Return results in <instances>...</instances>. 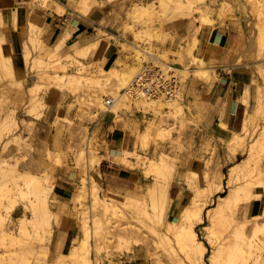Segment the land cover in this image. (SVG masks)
<instances>
[{"label":"rangeland","instance_id":"374dc122","mask_svg":"<svg viewBox=\"0 0 264 264\" xmlns=\"http://www.w3.org/2000/svg\"><path fill=\"white\" fill-rule=\"evenodd\" d=\"M25 1L31 2L32 0ZM147 1L153 3L151 8L146 12L140 8L139 3ZM243 1L246 4L244 12L240 10L236 0H192V5L194 7L199 6L200 15H207L213 20L214 25L219 23L218 27L233 26L239 30L243 40V47L241 50L237 51V55L242 49H245V57L248 58L246 61H251L253 59L250 57V52L252 48L255 47L252 44L255 40L254 25L255 21L259 19L264 21V0ZM60 3L66 5L63 13L58 11L61 7ZM75 3L76 0H37V2H33L32 5H27L28 11L32 10V12H34L38 7H43L48 12L57 14L64 20L65 29L62 34L69 31L70 35L68 38L64 39L55 51H53L56 57L62 58L63 55H66L67 51H71L74 42L77 40L89 43V37L98 32L95 28L96 25L101 28L100 31L102 35L96 45L91 44V48L107 40L109 42V48L101 56L104 58V63L109 66L123 64L128 61L130 55L128 48L130 45L125 47L123 45V39H131L133 36L131 26L133 29L141 30L144 34L150 33V42L159 51V56L165 62L163 55H161L163 51H165L169 57V63L165 62L166 68L174 70L177 76L180 75L181 78H184L182 84L180 83L182 86L180 85L179 90H181L187 104V109L183 117L184 126L182 133L175 138L168 137L166 139H160L157 137L155 127L152 124L154 115L149 109L147 110L143 105H120L119 115L113 119H116L117 122L121 123L125 128H129L135 137V143L133 145V151L135 153L128 157L131 162V164H128L116 153H109V147H112L111 143L108 138H105V134L102 133L101 130L102 123L106 120H101L97 123L98 116L94 115L100 110L94 99L97 93H101L96 86H81L76 89H71L67 85L61 86L60 84L51 83V86L40 89V95L43 97V100L47 102L48 108L55 109V117L58 114L62 115L61 122L58 123L59 128L57 129L56 125L52 124L53 132L51 137L45 141H41L37 138L34 129L35 123L45 118H34V115L27 113L29 111L28 107L25 109V104H13L9 102L6 95H2L0 97V110L5 114L9 106L12 108L16 106L15 115L18 117V124L17 122L15 123L14 128L11 130L12 132H8L9 130L5 131L4 138L0 139V147L7 141V137H11L15 135V133L21 134L19 138L20 143L11 140L8 141V147L3 151L4 156L9 159L10 162L15 163L16 168H26L27 170H32V173L45 176L43 181L50 187L46 202L51 210V220L54 225V235L50 239V248L52 252L47 256L39 252L36 254L33 252L30 253L31 262L29 264H74L71 259L62 257L61 254L69 253L73 245L79 244L80 239L83 237L82 219L78 211L82 204L83 208L89 209L90 203L93 206V213L96 219H101L106 223L108 221L107 219L111 218V223L107 222L108 224L106 223L105 227L106 235L113 236L111 237L113 239H107L105 233L104 235H97L94 239V253L97 258V264H179L178 260L182 259V257L185 259V264H190V261L182 251L177 250L174 253H169L166 250L164 251L163 246L156 242V236L150 230V226L162 228L163 223H161L162 221L159 217L155 215L150 217L144 213L143 207L145 203H147L144 194L140 193L138 196H134L135 198L131 199V202L125 203L121 199H113L111 197V191L115 189L112 185H115L113 181L116 178V172H120L122 176L129 177L133 180V185L122 186L134 187L137 174L141 172L139 166L141 160L138 159L137 155L144 158L149 156L160 158L159 148L167 157L168 165L171 168L196 170L200 181L206 171H211L219 161H222V169L225 172L224 181L226 183V177L229 175L231 166L249 156V143H247L243 150H238L234 158H230L229 153L234 145L230 144L228 138H217L210 135L206 129L210 113L213 110L212 98L214 95H212V89L216 81L221 78L217 73L220 60H207L203 56L209 62V65H212V67L209 68L211 75L202 78L195 75L194 61L191 53L200 54V46H202L200 34L202 28L198 29L196 25L200 24L201 21L197 18L196 21L194 19V23L191 22L194 17L189 14V8L186 6H175L177 0H105L104 4H107L109 8H105L103 5L97 8L96 10L99 9L104 12L98 19L93 17V12L96 10H93L87 17L76 14L74 11ZM212 5L216 7L213 8ZM175 10L180 11L176 13ZM3 13L5 12L3 11ZM18 15L20 16V7L18 9ZM80 18L89 20V24L94 26L87 33L86 39L81 38V32L77 29ZM90 18L94 19L95 22H91ZM29 23L36 24L33 20L29 19L27 27ZM60 27V24L56 25L57 29ZM40 28L43 31L45 30L43 26H40ZM204 28L205 27H203V30ZM5 34L7 41L12 45L6 31ZM61 35L55 42L61 38ZM197 37L199 41L196 40ZM42 39H44L43 36ZM44 41L46 46L47 43L50 44V50L53 49L52 45L55 42H49L46 39H44ZM40 46L39 43L31 46V56L33 57L30 61L31 64L26 67L27 79L26 81L24 80L27 85L34 83L35 79L44 82L40 73L44 66L39 65L37 61L43 56L47 57V54L44 53ZM261 47L264 50V41ZM12 48L16 54L13 45ZM90 52L86 60L94 61L97 59L93 58ZM95 64L98 63L96 62ZM220 67L226 69L223 66ZM248 68L254 69V76L256 74L258 76H264V74L260 72L261 68L257 67L255 64L252 63L248 65ZM181 70H186L187 73L185 76H181ZM115 80V77H109L107 89L110 90L115 86ZM101 94L105 95L103 92ZM82 97L86 99L87 104H85V106H81ZM2 98L3 100H1ZM247 100H249V98ZM69 101H71L72 104H70ZM245 102L250 103V101ZM252 111L256 112L254 107ZM51 116L49 120L52 121L54 116L53 114ZM22 118L28 120L33 119L35 122H31L33 125H30L29 122L26 124L22 122ZM174 121L175 119L169 116L165 120L167 123H172ZM221 123L226 126L225 123ZM263 124L264 119L259 116L256 131L248 138V142L252 141L251 139L254 138L256 132L261 129ZM93 125H95L96 130L93 133V151L89 152V155H96L99 157L100 161V164H97L91 172L93 181H96L93 182V184L96 183L95 189H97L98 195H102V198L110 203L109 210H107L104 202L97 200L95 196H92L91 199L88 195L84 197V199L82 198V204H79L77 201L79 195V177L81 173L84 172L83 168H85V160L82 159L80 155ZM174 125L180 126L178 123H174ZM157 146L159 147L158 149ZM49 148H52L53 151L50 152L51 155L48 154ZM124 149L117 148V152L123 153ZM258 165V169L254 170L253 174L248 177L249 179L254 180L260 176L259 170L264 166V155H261ZM64 172L73 174L75 178H73L72 181H67L65 179L66 177L63 175ZM151 175L155 176L157 172L152 171ZM238 175L242 176L241 171ZM261 177L264 179V174L261 175ZM9 178L7 180H0L2 181V185H0V199L2 200L0 204L1 210L4 211L6 207H10L14 204L11 209L16 217L23 211H26L27 215L32 216L33 210L29 204L30 198H34L35 194L29 191V186L22 184L21 186L26 193L23 194L21 186L18 185L21 180H16L18 178L12 176ZM48 179L49 182L47 181ZM189 179L192 180L190 177ZM235 179L236 182L243 180L238 177H235ZM175 181H177V183L180 182L182 185L186 184L189 188L187 181H180L178 179H173L172 187L175 186ZM70 184L73 185V191L65 193L58 191L63 185L68 186ZM258 189L263 193L260 199L262 202L253 201L249 203V205L254 206L255 209L249 214V221L246 227L249 228L248 231H251L249 233L254 235V240L262 245V248L255 249L246 264H264V189ZM170 190H172L171 186ZM26 191L29 193L27 194ZM120 191L123 192L124 190L122 189ZM124 195L126 196L127 193H124ZM190 195L191 193L185 198H188ZM172 201L173 194L170 198L171 214L168 217L174 219L178 216V210L172 209ZM243 203L246 204V201H243ZM135 211L140 213L139 216L134 214ZM204 212H206V208ZM106 215L109 217L107 216L106 218ZM19 221L18 217L14 219L13 230L15 233L20 230ZM204 222H207L206 217ZM203 223L196 224V230L208 246L207 255L210 252L211 243L204 236L202 230ZM228 233L227 230L223 232L217 231L216 234L213 235V238L217 242L223 241V238L227 236ZM72 235H75L74 238L78 235V238L71 241ZM0 241L3 242L1 234ZM2 242L0 243V252L7 250L6 248L12 251H19L20 249L17 243H9L8 245L10 246L6 247L3 246L4 244ZM36 244H38V242ZM202 264H208L207 257Z\"/></svg>","mask_w":264,"mask_h":264},{"label":"bare ground","instance_id":"6f19581e","mask_svg":"<svg viewBox=\"0 0 264 264\" xmlns=\"http://www.w3.org/2000/svg\"><path fill=\"white\" fill-rule=\"evenodd\" d=\"M236 1L240 10L244 12L246 6L244 1ZM33 2L35 3L37 0L27 2V5H32ZM104 3L105 0H76L74 11L78 15L87 17L93 10L100 8L102 5L105 8H109ZM152 3L147 1L139 4L140 8L147 12L151 8ZM192 3V0H177L175 6H186L189 8V14L194 17L191 22L194 23L197 18L201 21L200 24L196 25L198 29L205 26H213V20L205 14L200 15V7H194ZM60 6L58 11L63 13L66 5L60 3ZM212 7L215 8L216 6L212 5ZM12 8L14 9V26H18L19 6L14 5ZM3 11L4 7L0 4V97L6 95L9 102L13 104H25V109L28 107L29 111L27 113L34 115L36 119L45 118L49 120L52 117L51 109L48 108L47 102L40 95V89L51 86V83L60 84L61 86L67 85L71 89L81 86H96L101 93L103 92L106 95L97 93L94 97L100 109L94 114L98 116L97 123L101 120H108L111 117L116 118L119 115L120 105H143L154 115L152 124L155 127L158 138H175L182 133L184 126L183 117L187 104L179 87L184 78H181L180 75L178 77L174 70L166 68L165 62L169 63V57L165 51L161 54L165 62L159 56V51L150 42V33L144 34L141 30L133 29L131 26L133 36L131 39H123L125 47L130 45L128 47L130 52L128 61L123 64L109 66L104 63L103 57H98L94 61L86 60L92 49L91 44L96 45L102 35L99 26L95 25L98 32L89 37V43L75 41L72 50L67 51L66 55L61 58L56 57L53 51L59 47L64 39L68 38L70 32L66 31L63 33L61 38L52 45L53 49L50 50V44L47 43L46 46L44 39H42L44 31L40 26L29 23L28 27L26 25L20 31L22 61L19 62L12 45L6 39V21H4L6 15ZM175 11L179 13L178 11L180 10ZM90 20L93 23L95 22L92 18ZM254 28L255 40L252 44L255 47L250 52V57L253 60L246 61L248 60L245 57L246 50L242 49L237 59V64H250L252 62L257 67H260V72L264 74V50L261 47L264 41V21L261 19L255 21ZM196 40L199 41V38L197 37ZM37 43L41 45V49L47 54V57L43 56L37 61L39 65L44 66L40 72L44 82L35 79L34 83L27 85L25 82L27 79L26 67L31 64L30 61L33 57L31 56V46ZM191 55L194 61L195 75L199 78L210 76L209 68L212 65H209V62L198 53H191ZM96 62L98 64H95ZM234 65L228 64V62L219 64V66L225 68H230ZM186 73V70H181V76H185ZM112 76L115 77L116 84L109 90L107 85L109 77ZM252 81L258 85V94L255 105H253L256 112H248L243 129L240 132H232L228 138L230 144L234 145L229 153L230 158H234L238 150H243L247 143H249V156L231 166L229 175L226 177V183L224 181L225 172L222 169V161H219L211 171H206L200 181L196 170L171 168L168 165L167 157L157 146L160 158L150 156L144 158L137 155L138 159L141 160L139 164L141 172L137 174L134 187L119 184L112 185L115 189L111 191V197L113 199H121L125 203L131 202V199L140 193L144 194L147 202L143 207L144 213L150 217L153 215L159 217L162 221L161 223H163L162 228L150 226V230L156 236V242L163 246L164 251L166 250L169 253H174L177 250L182 251L190 261V264H202L206 257L208 264H246L255 249L262 248V245L254 240V235H251L249 233L251 231H248L249 228L246 227L249 221V214L245 208L250 202H262L260 199L263 193L258 188L264 189V179L261 177L264 174V166L259 170L260 176L258 178L254 180L248 178L255 169H258V161L261 155H264V124L256 132L254 138L251 139L252 141L248 142V138L256 131L259 116L264 119V76L256 74ZM150 87L153 90H149ZM249 94L250 88L247 87L245 95H242V100L249 101L247 100ZM108 99L113 100V103L108 104ZM81 102V106L87 104L85 97H82ZM69 103L72 104L71 101ZM15 107L9 106L5 114L0 110V139L4 138L5 131L9 130L8 132H10L18 121V117L15 115ZM61 116L58 114L52 119L57 129L59 128L58 123L62 119ZM168 116L173 117L175 121L172 123L165 122ZM21 120L26 124L29 122L30 125L35 122L33 119L22 118ZM174 123H178L180 126H175ZM95 130L96 127L93 125L86 143L84 142V149L81 151L80 157L85 160V168H83L84 172L79 177L77 201L82 204V198L84 199L88 195L91 199L92 196H95L97 200L103 201L107 210H109L110 203L103 199L102 195H98L97 189H95L96 183L93 184L96 181H93L91 173L95 166L100 164L99 157L89 155V152L93 151V133ZM20 135V133H15L11 137L8 135L7 141L0 147V180H7L12 176L18 178L16 180H21L18 185L26 184L29 186V191L35 194L34 198H30L29 204L33 213L32 216H29L26 211H23L17 216L20 220V230L15 233L13 225L14 219L17 217L11 209L14 204L6 207L4 211L0 208V234L3 238V242L0 241V243L2 242L3 246L6 247L10 246L8 245L9 243H17L20 247L19 251H12L6 248L7 250L0 252V264H29L31 262L30 253L36 254L39 252L47 256L52 252L50 239L54 235V225L51 220V210L46 202L50 187L43 181L45 176L32 173V170H27L25 167V169L16 168L15 163L10 162L3 154V151L8 147V141L19 142ZM133 145L125 148L123 153H118L116 147H109V153H116L125 162L131 164L128 157L135 153ZM50 152H53L52 148L48 149V154L51 155ZM152 171L157 172V175L152 176ZM240 171L242 176L238 175ZM235 177L243 180L236 182ZM173 179L187 181L191 195L182 199L183 202L178 208V216L171 219L168 216L171 214L170 198L172 197V190H170V186L172 188ZM47 181L49 182V179ZM0 185H2V181H0ZM122 189L124 190L123 192L120 191ZM21 191L26 194L23 188ZM26 192L27 194L29 193L28 191ZM124 193H127V195L125 196ZM243 201H246V204ZM1 202L2 200L0 199V204ZM82 205H79L78 213L82 219L83 237L80 239L79 244L73 245L69 253L61 254V256L71 259L74 264H97V258L94 253V239L97 235H104V233L107 239L113 237L106 235L105 227L107 222L111 223V218H108L106 223L101 219H96L91 203L89 209L83 208ZM205 208L206 212H204ZM134 214L139 216L140 213L135 211ZM205 217L207 218L206 223L204 222ZM202 223L204 236L211 243V249L207 255L208 246L196 230V224ZM225 230L229 233L223 238V241L217 242L214 240L213 235L217 231L223 232ZM77 238L78 235L74 240ZM37 242L38 244H36ZM178 262L179 264H185V259L182 257Z\"/></svg>","mask_w":264,"mask_h":264},{"label":"crops","instance_id":"0c3cea01","mask_svg":"<svg viewBox=\"0 0 264 264\" xmlns=\"http://www.w3.org/2000/svg\"><path fill=\"white\" fill-rule=\"evenodd\" d=\"M4 7L5 21L8 38L16 50V58L19 62L22 61L21 57V42L20 31L25 28L28 20H33L36 24L44 27V39L49 42H55V40L62 34L65 29V22L57 14L48 12L43 7H38L34 12L28 11L27 1L25 0H0ZM14 5L20 7V22L18 26H14ZM8 7V8H7ZM10 7V8H9ZM104 12L99 9L93 12V17L98 19ZM60 24V28H56V25ZM216 23L213 26H205L203 32L201 30L200 40L202 46H200V54L207 60L219 59L220 62H228V64H235L230 68L223 69L217 68V73L221 76L216 81L212 89V102L213 110L209 116V122L206 125V129L209 134L217 137L227 139L232 132H240L243 129L245 119L249 111L253 110V103L256 101L258 93V85L252 81L254 76V69H249L248 65L252 64H237V59L240 53L237 55V51L243 47V40L241 32L233 26L225 27L219 26ZM94 26L89 24V20L80 18L78 21V30L81 32V38L86 39L87 33ZM203 47V49H202ZM109 48V42L105 40L98 46L91 49V56L93 58L101 57ZM241 52V51H240ZM250 88L249 101L250 103L242 100L245 95L246 88ZM243 95V96H242ZM252 103V104H251ZM255 105V104H254ZM53 116H55V109L50 110ZM111 119V120H110ZM104 121L101 126L102 133L105 134V138H108L111 146L116 148H128L134 143V135L129 128H125L121 123H118L116 119L112 117ZM221 122L225 123L224 126ZM53 121L43 119L37 121L35 125V133L37 138L41 141H45L51 137L53 130ZM116 178L113 184L119 185H133V180L129 177L122 176L120 172H116ZM63 175L67 181H72L75 176L73 174L64 172ZM175 186L172 187L173 201L172 209L178 210L191 191L186 184H180L175 181ZM73 185H63L59 192L73 191ZM181 193V194H180ZM246 212L250 214L254 206H246ZM59 234V232H58ZM75 235L71 236L73 241Z\"/></svg>","mask_w":264,"mask_h":264},{"label":"built area","instance_id":"2783aa9c","mask_svg":"<svg viewBox=\"0 0 264 264\" xmlns=\"http://www.w3.org/2000/svg\"><path fill=\"white\" fill-rule=\"evenodd\" d=\"M159 79H160V77H159ZM170 81H171V80H170ZM170 84H171V83H170ZM171 85H172V84H171ZM149 90H153V88L150 87ZM107 103H108V104H112V103H113V100L108 99Z\"/></svg>","mask_w":264,"mask_h":264}]
</instances>
